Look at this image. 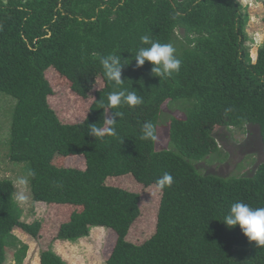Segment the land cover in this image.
I'll return each mask as SVG.
<instances>
[{
  "label": "trees",
  "instance_id": "obj_1",
  "mask_svg": "<svg viewBox=\"0 0 264 264\" xmlns=\"http://www.w3.org/2000/svg\"><path fill=\"white\" fill-rule=\"evenodd\" d=\"M247 22L239 0H0V91L17 100L9 158L23 163L33 199L50 207L42 219L23 220L14 180L0 178V264L10 249L24 264L29 245L16 228L40 244L29 264H68L54 244L95 227L116 235L107 264H264V246L223 223L233 203L264 207V162L241 177L202 174L193 163L220 151L215 131L222 127L256 124L264 146V43L253 62ZM144 35L180 42L178 73L160 79L149 62L136 66L137 50L149 46ZM110 53L124 64L119 87L137 91L143 104L105 107L117 90L100 64ZM64 97L76 115L64 112ZM180 99L194 103L171 116L169 145L159 149L163 110ZM107 112L119 113L116 135H89ZM147 121L155 141L141 139ZM165 172L173 183L158 190ZM153 186V231L132 238Z\"/></svg>",
  "mask_w": 264,
  "mask_h": 264
},
{
  "label": "rangeland",
  "instance_id": "obj_2",
  "mask_svg": "<svg viewBox=\"0 0 264 264\" xmlns=\"http://www.w3.org/2000/svg\"><path fill=\"white\" fill-rule=\"evenodd\" d=\"M239 1L248 16L246 30L250 39L246 46L252 61L256 62L258 49L264 43V0ZM182 37L183 35L178 32L177 38L181 39ZM178 43H180L178 40L176 43L174 41L175 55L177 54ZM62 92L69 95L68 89L66 91L62 90ZM59 101L65 103V106H62L64 112H73L72 114L76 115L73 110L76 107L73 99L69 100L67 97H64V101ZM193 103L194 100L180 99L169 103L164 108L159 122V149L167 148L169 145L167 125L171 116L185 114L186 108L191 107ZM16 104L17 100L13 96L0 91V178L14 180L15 199L22 208V219L31 221L32 219H42L44 214L50 211V207L45 202H38L33 199L31 188L23 169V163L14 164L9 158V144L7 142H10V126ZM215 136L220 151L209 155L204 160L193 161L202 174H215L223 177L251 176L258 166L264 162V146L258 125L247 124L240 129L222 127L215 131ZM82 159L81 157L77 161L81 163ZM21 178L27 180L25 186H21L18 183ZM22 189L26 195V199L23 202L18 201L16 198V193ZM143 195V209L146 212L132 228L131 233L132 238L140 240H144L153 231L148 225L152 220L150 215L157 209L159 192L153 186L144 192ZM53 212L57 213V211ZM59 212L60 214L64 213V211ZM14 233L24 243L29 245V251L24 264H29L30 260L36 262L35 257H38L40 251L38 240L36 241L20 228H16ZM115 241L116 235L111 229L95 227L87 237L76 241H57L54 244V250L68 264H107V259L110 256ZM13 250L10 249L6 264H15L12 258Z\"/></svg>",
  "mask_w": 264,
  "mask_h": 264
},
{
  "label": "clouds",
  "instance_id": "obj_3",
  "mask_svg": "<svg viewBox=\"0 0 264 264\" xmlns=\"http://www.w3.org/2000/svg\"><path fill=\"white\" fill-rule=\"evenodd\" d=\"M142 45L148 47H140L135 56L136 66L142 67L145 62L152 65V75L160 79H168L174 73H178L181 69V60L175 55V49L171 44L153 41L149 35L140 37ZM100 64L103 69L105 78L117 87V90L109 92L107 96V105L105 107L117 108L120 106H128L130 108L143 104V97L137 95V91L128 88L119 87L123 84L121 56L110 53L100 58ZM119 113L107 112L104 114L103 126L97 127L95 124L90 129L89 135L103 138L105 134L116 135L115 123ZM143 140H156L155 125L151 121L143 124L141 129ZM173 176L165 172L156 181L158 190L170 187L173 183ZM21 186L27 184L24 178L19 179ZM18 201L23 202L26 199L23 189L16 193ZM223 223L229 228L239 226L243 234L250 242H255L257 247L264 246V207H251L247 203H233L228 214L224 217Z\"/></svg>",
  "mask_w": 264,
  "mask_h": 264
}]
</instances>
